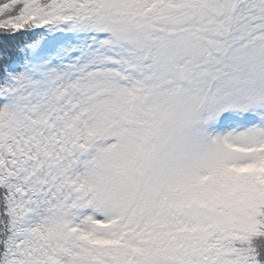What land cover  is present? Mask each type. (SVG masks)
<instances>
[{
    "label": "snow or ice",
    "instance_id": "6c2138e0",
    "mask_svg": "<svg viewBox=\"0 0 264 264\" xmlns=\"http://www.w3.org/2000/svg\"><path fill=\"white\" fill-rule=\"evenodd\" d=\"M0 264H264V0H0Z\"/></svg>",
    "mask_w": 264,
    "mask_h": 264
}]
</instances>
